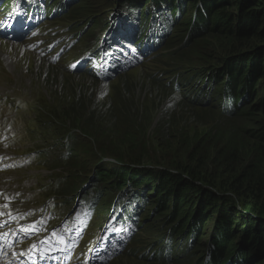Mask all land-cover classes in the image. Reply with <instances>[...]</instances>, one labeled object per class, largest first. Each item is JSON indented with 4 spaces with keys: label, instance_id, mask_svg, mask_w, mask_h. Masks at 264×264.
<instances>
[{
    "label": "trees",
    "instance_id": "1",
    "mask_svg": "<svg viewBox=\"0 0 264 264\" xmlns=\"http://www.w3.org/2000/svg\"><path fill=\"white\" fill-rule=\"evenodd\" d=\"M47 1L52 7L63 5L66 15L74 18L77 7L87 9L88 22L95 23L99 8L93 4L94 0H84L86 5L83 0ZM187 1L114 0V3L117 13L130 12L140 23L160 25L168 21L170 33L154 51L161 60L154 58L145 63L156 59L154 62L165 65L154 81L174 92L183 91L180 97L195 106L211 107L230 115L242 114L253 124L251 128L239 126L229 131L209 128L191 134L183 132L182 127L176 128L177 145L173 144L174 151L167 150L171 151V159L165 156L162 160L160 153L150 150L139 108L133 115L117 102L96 114L81 104L78 112L72 110L74 114H70L66 110L77 102L68 104L61 99L59 116L52 120L48 115L49 119L42 120V124L56 130L40 129L39 142L51 153L62 147L69 152L65 161L56 155L61 163L56 167L67 168L68 172L65 170L66 177L61 175L66 178L63 194L76 191L83 182L90 184L92 176L91 183L105 206L117 195L144 200L146 205L138 231L154 232L139 236V240L137 235L133 242L146 249L144 259L175 264H249L250 259L264 254V82L254 83L256 77L264 80V0H189L194 2L189 6ZM184 11L189 18L181 22ZM181 27L185 29L182 31ZM93 30L94 27L90 29ZM206 30L208 36H216L221 44L210 47L221 53V68L194 65L179 57V50L195 38L204 37L202 33ZM202 51L203 48L195 50V54L200 56ZM164 70L176 71L169 83L163 81L168 74ZM247 70L251 75L247 76ZM174 83H179V87L175 88ZM226 98L231 106L222 107ZM62 126H68L69 131L59 137L56 133ZM84 140L86 149L81 144ZM51 141L59 149H52ZM78 150L86 158L96 159L98 166L88 169L83 162L72 164ZM153 194L163 201L166 199L168 206L173 204L172 216H178L176 226L159 225L160 217L154 218L156 211L152 210L156 204H152L147 214ZM204 217L207 223L217 222L207 243L200 233ZM151 218L146 226L145 222ZM234 226H241L239 232ZM258 250L262 254L258 255ZM258 264H264V260Z\"/></svg>",
    "mask_w": 264,
    "mask_h": 264
},
{
    "label": "rangeland",
    "instance_id": "2",
    "mask_svg": "<svg viewBox=\"0 0 264 264\" xmlns=\"http://www.w3.org/2000/svg\"><path fill=\"white\" fill-rule=\"evenodd\" d=\"M94 2L99 8V10L95 8V11L97 10L95 18H100L101 23L96 27L93 35L82 29L89 21V17H86L89 16L86 14V11H88L87 9L82 8L81 10L80 8L77 9V7L75 18L64 14L50 18H46V16L42 14L39 15V17L34 16V18H29L37 20L39 23H47V26L43 29L46 30L48 27H52L51 35L53 39L59 41L60 44H65L72 50L65 55L58 64L43 60L35 53L24 49L17 41L0 39V99H4L2 101L4 107L2 116L13 118L14 122L10 119L6 121H10L15 126L18 133H25L27 129L28 131L37 130L38 132H40V129L47 130L48 126L45 125L46 123L42 124V120L44 117L49 119L48 115L52 120H55V115L59 116L61 110L58 109V105L61 99L67 101L68 104H71L73 101L77 102V104L72 107L69 105V108L66 110V112L70 114L78 112L81 104H83L84 107L88 106L89 109L96 114L97 112L106 111L108 107H112L114 103L117 102H120L122 104L121 107H124V109L131 110V114L133 115L138 113L139 108L140 123L145 125L143 129L148 135V139H150V150H155L157 154L160 153V158L162 160L165 156L171 159V151L167 150L174 151V147L172 146L173 144L177 145V141L175 140L177 134L176 128L182 127L183 132L191 134L209 128H216L217 131H229L239 126L246 129L253 126L242 114L230 115L211 107L195 106L180 97L181 91L178 93L174 92L163 86L160 82L154 81L153 75L163 70L165 67V65L154 62L156 59L160 61L161 59L159 58H156L147 65L120 70L110 79L106 80L83 73L73 75V73L67 70L66 64L82 53L92 49L93 43L102 35L105 22L109 21L111 11L115 7L114 0H94L93 4ZM80 3L81 1L79 4ZM82 3L86 5L84 0ZM191 4H194V2L189 0L186 2L187 6ZM188 15L189 14H186V11H184L182 13L183 20L181 22L187 21L189 18ZM88 24L89 27L94 25V23L91 22H88ZM183 24L181 26H183ZM184 29L185 27L182 28V31ZM202 34L205 36L201 39L195 38L196 41L194 39L188 45L186 43L179 50V57L184 62H191L194 65L211 64L221 68L223 66L222 56L219 55L221 53L217 51V49L216 52H214L210 48L212 46L214 47V44L216 47L218 44L221 47V44L219 41H216V36H208L207 30ZM200 48H203V51L199 56L195 54V50H199ZM249 71L250 70H247V72ZM249 75H251V72L247 74V76ZM262 80L256 77L254 83H263L264 80ZM257 90L258 89L254 90L255 96H257ZM9 101H12L13 104H8ZM251 102L247 106H249ZM72 110H74V112ZM51 111L54 114H48ZM88 119L91 120L90 118ZM39 123L41 125H39ZM54 124L57 125L55 121ZM52 127L53 126H50L48 129ZM53 128L56 130L55 127ZM59 129L60 130L57 129L58 131L56 133L59 137H62V133L64 135L69 131L68 126H62V128ZM86 143L87 141L84 140L81 144L85 147ZM8 149L5 142L0 141V154L6 152ZM75 155L72 164L79 165L83 162L89 167L88 169H93L95 166H98L96 159L86 158L87 156L79 150ZM0 163V190H6V194L8 195H18L20 200L28 197L30 191H33L35 187L43 185L49 180H56L58 178L57 174L66 177L65 170L66 174L68 173L67 168L60 167L56 171L57 174H55L45 167H40L39 165L29 166L26 162L18 159L12 160L4 158ZM113 163H115V161ZM146 164L148 163L146 162L145 165ZM110 165L113 164L111 163ZM110 165L108 166L109 168ZM117 166L124 167L120 165ZM119 170H122V168ZM79 181L80 180L76 183ZM74 192L75 191L70 192L68 195L74 194ZM33 198L36 203H42L45 200L44 196L41 194H34ZM167 203L168 201L166 199L163 201L161 198L158 199V195L153 194L147 207V214L152 204H156V207L152 210L153 213L156 211L154 218H156V216L160 217L158 218V220H160L159 225L162 223L163 226L171 225L174 227L177 225L175 220L178 216H172L173 204L168 206ZM18 205L19 201H14V204L7 205V207L8 209H12V211L16 213V216L34 218L31 211L20 210ZM67 205L69 206L70 204ZM213 217L217 218L216 215H213ZM104 218L102 213H99L98 216L94 218L90 228V235H93L96 229H98V225L104 221ZM151 220L152 218L145 222L146 226L150 224ZM206 220L207 217H204L202 220L203 227L200 228L204 243H207L206 241L211 238L215 231V224H217V222H212V220L207 223ZM204 224H206V227ZM157 228L159 229V226H157L156 229ZM234 229L239 232L241 226H234ZM147 232L148 233L142 230L138 234L137 239L139 236L143 237L154 231L151 232L147 230ZM239 244L240 242H237V245ZM241 245H243V243ZM135 246L142 247L141 244L136 245V243ZM247 251L248 250L245 252ZM257 254H262V251L258 250ZM141 257L136 256V254L128 256L120 254L104 264H175L165 262V260H146ZM263 260L264 254L259 258L256 256L255 259H250L249 264H258ZM179 264L186 263L182 262Z\"/></svg>",
    "mask_w": 264,
    "mask_h": 264
},
{
    "label": "snow or ice",
    "instance_id": "3",
    "mask_svg": "<svg viewBox=\"0 0 264 264\" xmlns=\"http://www.w3.org/2000/svg\"><path fill=\"white\" fill-rule=\"evenodd\" d=\"M21 231H25V230H24V229H21ZM52 235L55 237V236H57V233L54 232ZM6 236H7L6 233H4V234H0V239H3V238L6 237ZM60 239H61V242H63V238L61 237ZM44 243H46V242H44V241L41 242V244H44ZM31 247H32L33 249H36V248H37V245L34 244V245H32Z\"/></svg>",
    "mask_w": 264,
    "mask_h": 264
}]
</instances>
